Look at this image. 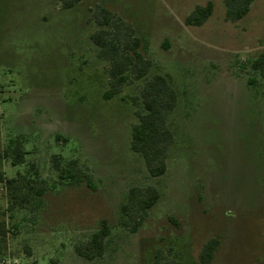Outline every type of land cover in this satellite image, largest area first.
I'll return each instance as SVG.
<instances>
[{
  "label": "rangeland",
  "instance_id": "rangeland-1",
  "mask_svg": "<svg viewBox=\"0 0 264 264\" xmlns=\"http://www.w3.org/2000/svg\"><path fill=\"white\" fill-rule=\"evenodd\" d=\"M65 1L0 0V170L13 178L35 163V186L46 189L41 202L11 210L0 182L8 228L0 264H148L159 246L193 261L212 237L221 240L212 264H264V79L251 67L264 49V0L239 21L227 19L226 0ZM210 1L203 25L186 23ZM98 6L121 25L114 37L139 39L149 78L169 74L180 92L162 176L152 177L130 148L140 82L133 76L104 96L113 78L91 38ZM11 139L24 141L26 162L5 155ZM54 155L78 159L94 186L60 178ZM149 184L162 196L132 232L121 223L122 204L132 186ZM104 218L112 227L105 254L81 257L76 245Z\"/></svg>",
  "mask_w": 264,
  "mask_h": 264
},
{
  "label": "trees",
  "instance_id": "trees-1",
  "mask_svg": "<svg viewBox=\"0 0 264 264\" xmlns=\"http://www.w3.org/2000/svg\"><path fill=\"white\" fill-rule=\"evenodd\" d=\"M254 1L226 0L227 19L239 21L246 17ZM73 4V0H66L64 6L71 7ZM213 10L214 5L211 1L205 5H198L185 21L189 25L201 26L210 18ZM95 14L99 29L91 35V38L99 46V57L112 64L110 76L113 78V87L104 96L106 99L112 98L123 85L133 79V76L140 82L139 93L131 97L136 121L132 123L130 148L144 159L152 177L162 176L167 172V159L171 147L176 142L174 131L169 123V115L178 106L180 92L175 88L172 76L169 74H156L153 78H149L148 73L152 63L138 50L139 39L129 37L123 41L113 36V27L115 25L121 27V25L117 24L115 14L111 10L98 6ZM128 28L131 29V27ZM251 67L264 79V49L251 62ZM248 82L254 84L256 79L250 78ZM23 142L11 139L8 148L4 151L15 165L27 160L26 155L29 151L24 149ZM52 162L60 178L73 183L87 182L90 186H94L91 175L82 169L78 159L68 160L63 159L61 155H54ZM39 176V169L35 163H31L25 173H19L18 177L13 178L6 177L0 170V182L4 183L9 191L11 210L25 206L36 197H39L41 202L40 198L46 189L45 187L36 188L35 183ZM161 196L160 190L154 185L132 186L127 200L122 204L121 223L132 232H137L149 210L157 204ZM170 219L179 224L174 217L171 216ZM111 232L112 227L108 219H102L99 229L92 233L90 239L76 245L77 253L89 260L102 257ZM7 233L6 220L0 216V242ZM220 244L219 237L208 239L198 259L193 261L168 256L166 250L159 246L153 252L148 264H212ZM27 264L39 263L33 261Z\"/></svg>",
  "mask_w": 264,
  "mask_h": 264
}]
</instances>
